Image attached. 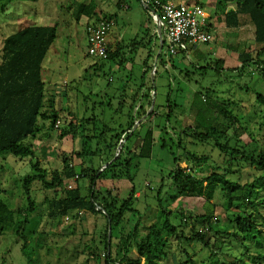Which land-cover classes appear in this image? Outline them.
Masks as SVG:
<instances>
[{
  "label": "rangeland",
  "instance_id": "obj_1",
  "mask_svg": "<svg viewBox=\"0 0 264 264\" xmlns=\"http://www.w3.org/2000/svg\"><path fill=\"white\" fill-rule=\"evenodd\" d=\"M73 1L0 0V60L6 34L29 24H54L57 27L56 37L43 59L41 74L45 87L43 111L50 113L52 108L57 109L60 122L58 127L51 128L50 118H39L38 130L27 139L41 166L49 171L60 170L64 165L63 156H69V161L77 168L82 165V160L87 165L89 159L104 156V140L108 141L112 133L121 128H127L128 115H136L134 104L138 102L135 103L132 97L136 96L140 101L143 93L150 94L156 116L147 119L143 125H137L135 121V127H132L137 128L138 134H142L147 126L152 128L150 156L137 159L136 166L131 168L130 179L98 180L95 188L111 189L115 185L120 198L124 199L133 187L137 196L131 206L135 210L126 214L127 219L122 223L124 231L132 228L139 219L141 231L145 232V225L158 220L161 205L171 210L169 219L177 223L180 213L212 215V229L207 232L210 244L217 238L223 241L220 248H213L217 256H208L209 252L200 243L179 241L172 235L159 264H184L185 251L191 254L194 264L203 261L206 264H241L240 258L252 264L255 261L252 254L264 247L260 241L264 239L248 238L242 244L225 233L234 230L232 214L238 209H225L220 190H216L211 200H206L205 196H181L172 200L176 188L167 176L174 167L173 156H179L182 167L192 165L186 152L206 156L201 162L202 174L228 161L240 162L231 149L221 153L215 145V139L221 134L218 129L211 127V136L203 139L201 136V140L194 136L196 129L190 107L194 91L224 102L247 129L242 133V139L248 140L249 132L256 140L264 139V128L258 126L264 123V80L259 75H250L248 68L251 67L237 68L239 50H250L253 44V28L248 20L240 17L237 26L226 24L223 16L214 13V0H172L205 6L211 13L213 38L207 43L188 44L186 51L178 50L173 54L168 53L164 43L158 58L156 23L150 19V10L143 0H93L98 14L112 21L107 35L109 46L121 45L119 57L101 59L88 54L85 26L87 21L94 19L84 15L79 20L74 19L70 15ZM233 6V3L228 4V7ZM150 47L156 52L147 58ZM120 57L124 58L122 62ZM219 59H222V65L219 63L216 67ZM144 69L147 70L144 72ZM69 122L74 127L77 125L78 134L73 137L70 133L59 139L60 130L66 129ZM232 131L233 127L228 134ZM83 140L87 150L99 147L101 150L84 159L79 157L76 153L81 150ZM131 142L126 140L125 145ZM226 142L233 146L236 141L227 138ZM233 169L228 177L240 183L251 181L258 174L248 163L233 165ZM32 172L29 157L0 152V197L10 208L24 211L27 207L22 178ZM68 182L73 187L79 186L81 193H87V178ZM57 194L61 195L60 192ZM53 196V191L44 189L41 183L32 184L35 209L21 216L25 221L18 235L13 229L0 234V264H102V250L98 260L79 251L83 240L90 246L102 248V244L93 242L91 237L96 238L103 231L105 217L84 211L70 220L50 218L44 198ZM245 247L249 248L246 252Z\"/></svg>",
  "mask_w": 264,
  "mask_h": 264
},
{
  "label": "trees",
  "instance_id": "obj_2",
  "mask_svg": "<svg viewBox=\"0 0 264 264\" xmlns=\"http://www.w3.org/2000/svg\"><path fill=\"white\" fill-rule=\"evenodd\" d=\"M229 3H233L234 6L228 7ZM71 4L70 15L76 20L83 15L94 20L104 18L98 14L97 4L93 0H74ZM214 6V13L223 16L228 25L237 26L240 23V17L248 20L253 28V44L250 50H239L237 68L251 67L248 68L250 75H259L264 80V46H261L264 43V0H214ZM150 19L153 20L151 16ZM56 32L57 27L54 24H29L6 34L2 40L0 152L8 151L16 157H29L33 172L22 178L23 193L28 202L24 211L20 208L16 210L10 208L0 197V234L7 229H13L17 235L20 233L22 223L25 221L21 216H26L28 212L35 209L31 190L32 184L37 182L41 183L44 189L54 193L52 198H44L50 218L64 220V217L68 216L67 220H70V217H77L84 211L105 217L103 231L99 232L96 238L91 237L93 242H100L102 248L90 246L83 240V246L79 251H85L91 258L98 260L102 250V264H159L161 256L166 253V248L170 245L169 236L172 235L176 236L179 241L184 239L190 243H200L201 247L209 252L208 256H217L213 248H220L223 241L217 238L210 244L207 232L212 229L211 214L188 213L185 215L180 213L178 223L172 222L169 219L171 210L162 206L160 198H157L161 205L158 220L145 225L147 228L145 232L141 231L142 225L139 219L135 221L132 228L124 231L122 223L127 219L126 214L135 210L131 206L137 196L133 187L128 190L124 199L120 198L118 187L115 185L111 189L95 188L98 180L130 179L131 168L136 166L137 159L150 156L153 143L152 128L147 126L142 134L136 132L137 128L132 129L135 121L140 120L137 125H143L147 119L156 116L153 105L148 111L152 104L150 94L143 93L140 101L136 96L132 97L135 103L138 102L134 104L136 115H128L127 128H121L112 133L108 141L104 140V156H99L97 160L89 159L87 165L82 160V165L77 168L69 161L71 159L69 156H63L64 165L60 170L49 171L41 166L38 157L34 154L33 146L27 139L34 136L38 130L39 118H50L51 128L55 126L57 119L60 122L57 109L52 108L50 113L43 111L45 87L41 74L43 59L56 37ZM154 34L157 39V33L154 32ZM162 37L163 46L165 43L163 32ZM120 46V43H116V46L111 48L108 44L107 56L101 59L119 57ZM154 52L150 47L147 58L154 56ZM160 56L161 50L157 54L158 58ZM119 60L122 62L124 58L120 57ZM219 63L222 65V59L216 61L215 66H219ZM146 70L144 69V72ZM190 107L193 111L192 124L196 129L194 136L201 140V136L202 139L211 136L209 131L211 127L218 129L221 134L215 139V145L221 153L231 149L240 162L234 164L228 161L227 164L216 165L210 172L202 174L201 162L206 160L205 155L186 152L185 155L189 156L192 161L190 167L180 166L179 156H173L174 167L167 174L176 188L172 200L181 196H205L206 200H211L216 190L219 189L223 195L225 209L229 210L232 207L238 209L235 214H232L234 230L231 233H225L234 236L242 244L248 238L261 237L264 239V139L252 138L254 137L252 132L247 133V137L250 136L248 140L242 139V133L247 132L246 127L218 98L194 91ZM258 126L260 129L264 128V123ZM73 127L72 122H69L66 129L60 130L58 138L62 139L70 133L74 137L78 131L76 130L77 125ZM231 127L233 131L229 135L228 130ZM227 138L236 141L232 144L233 146H229L226 142ZM126 140L132 142L126 146ZM99 150H101L100 147L87 150L83 140L81 150L76 154L84 159L86 156L96 155ZM244 163H248L258 171L251 181L240 183L228 177V173L234 171L233 165L241 166ZM75 174H77L75 182L82 177L88 179L87 193H81L77 185L72 188L67 187V181L73 179ZM259 217L261 220L258 219ZM260 241L264 246V240L260 239ZM245 248V252L249 250ZM252 255L255 257L252 264L264 263V247L254 250ZM185 258L184 264H194L191 254L186 251ZM240 262L247 264L242 258ZM202 264L206 262L203 261Z\"/></svg>",
  "mask_w": 264,
  "mask_h": 264
},
{
  "label": "built area",
  "instance_id": "obj_3",
  "mask_svg": "<svg viewBox=\"0 0 264 264\" xmlns=\"http://www.w3.org/2000/svg\"><path fill=\"white\" fill-rule=\"evenodd\" d=\"M143 3L150 10L152 19L159 22L169 54L176 53L178 50H187L188 44L196 45L212 40L211 13L205 6L172 0H143ZM111 23L112 21L105 17L86 22L88 54L98 58L107 56V35ZM58 124L57 119L55 126ZM76 177L77 174L70 180L74 181ZM67 187L72 188L73 186L68 182ZM64 218L67 220L68 216Z\"/></svg>",
  "mask_w": 264,
  "mask_h": 264
},
{
  "label": "water",
  "instance_id": "obj_4",
  "mask_svg": "<svg viewBox=\"0 0 264 264\" xmlns=\"http://www.w3.org/2000/svg\"><path fill=\"white\" fill-rule=\"evenodd\" d=\"M155 23H156V28H157V34H158V37H159V47H158V53H159L160 50H161V47H162L163 37H162V30H161V26H160L159 22H158V21H155ZM158 53H157V54H158ZM152 105H153V103L151 104V106H150V108L148 109V111L151 110ZM137 122H138V120L136 121V124H137ZM133 127H135V126H133ZM118 147H120V146H118ZM109 233H110V229H109V231H108V239H109Z\"/></svg>",
  "mask_w": 264,
  "mask_h": 264
},
{
  "label": "crops",
  "instance_id": "obj_5",
  "mask_svg": "<svg viewBox=\"0 0 264 264\" xmlns=\"http://www.w3.org/2000/svg\"><path fill=\"white\" fill-rule=\"evenodd\" d=\"M39 24H41V23H39ZM109 44V43H108ZM136 194V193H135Z\"/></svg>",
  "mask_w": 264,
  "mask_h": 264
}]
</instances>
